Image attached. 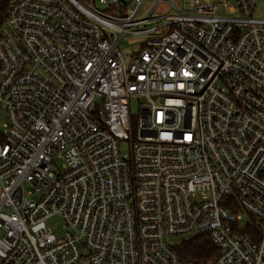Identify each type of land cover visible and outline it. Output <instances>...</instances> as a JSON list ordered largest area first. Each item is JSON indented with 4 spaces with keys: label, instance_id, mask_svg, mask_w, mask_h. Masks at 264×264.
I'll return each instance as SVG.
<instances>
[{
    "label": "built area",
    "instance_id": "1",
    "mask_svg": "<svg viewBox=\"0 0 264 264\" xmlns=\"http://www.w3.org/2000/svg\"><path fill=\"white\" fill-rule=\"evenodd\" d=\"M100 1L7 0L0 264H181L200 234L205 264H264L258 0Z\"/></svg>",
    "mask_w": 264,
    "mask_h": 264
},
{
    "label": "trees",
    "instance_id": "2",
    "mask_svg": "<svg viewBox=\"0 0 264 264\" xmlns=\"http://www.w3.org/2000/svg\"><path fill=\"white\" fill-rule=\"evenodd\" d=\"M84 2L86 0H79ZM7 0H0V25L3 22ZM247 232L250 233L249 230ZM174 249L181 264H205L218 255V249L206 235H195L182 238Z\"/></svg>",
    "mask_w": 264,
    "mask_h": 264
},
{
    "label": "rangeland",
    "instance_id": "3",
    "mask_svg": "<svg viewBox=\"0 0 264 264\" xmlns=\"http://www.w3.org/2000/svg\"><path fill=\"white\" fill-rule=\"evenodd\" d=\"M88 0L84 1L83 3H87ZM94 4L95 7L99 10H103L106 8V4L102 3L100 0H94ZM219 13L220 14H225V15H233L232 13H229L225 10H223L222 8H219ZM255 16L257 17H264V0H258L257 4L254 8V12ZM134 46V43L131 41H126L123 42L120 46V48L122 50H131L132 47ZM128 109H129V119H130V130H129V135L130 137H132L133 139L136 137V125H137V119L138 116L140 114V110H139V102L137 99L135 98H130L128 101ZM58 169L60 171L63 170L62 168V161L60 159H56L55 160ZM244 218H246L244 216ZM47 223L53 227V231L56 234L61 233L62 231V220L59 216H53L51 218L48 219ZM182 239V237L180 236H171L169 237V240H171L172 242H174L175 244L178 243L180 240Z\"/></svg>",
    "mask_w": 264,
    "mask_h": 264
},
{
    "label": "water",
    "instance_id": "4",
    "mask_svg": "<svg viewBox=\"0 0 264 264\" xmlns=\"http://www.w3.org/2000/svg\"><path fill=\"white\" fill-rule=\"evenodd\" d=\"M76 1H78V0H76Z\"/></svg>",
    "mask_w": 264,
    "mask_h": 264
}]
</instances>
